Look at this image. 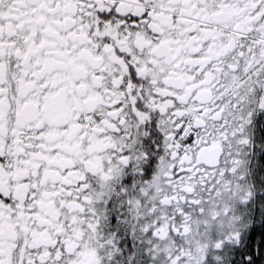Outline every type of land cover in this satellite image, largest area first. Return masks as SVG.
<instances>
[{
    "label": "snow or ice",
    "instance_id": "6c2138e0",
    "mask_svg": "<svg viewBox=\"0 0 264 264\" xmlns=\"http://www.w3.org/2000/svg\"><path fill=\"white\" fill-rule=\"evenodd\" d=\"M0 264H264V0H0Z\"/></svg>",
    "mask_w": 264,
    "mask_h": 264
}]
</instances>
